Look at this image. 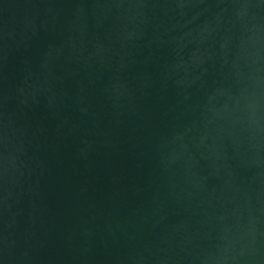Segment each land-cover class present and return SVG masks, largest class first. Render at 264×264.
<instances>
[{"label": "water", "instance_id": "obj_1", "mask_svg": "<svg viewBox=\"0 0 264 264\" xmlns=\"http://www.w3.org/2000/svg\"><path fill=\"white\" fill-rule=\"evenodd\" d=\"M0 264H264V0H0Z\"/></svg>", "mask_w": 264, "mask_h": 264}]
</instances>
